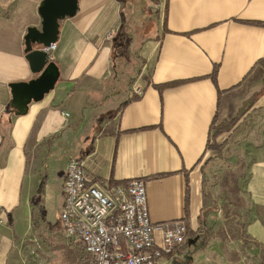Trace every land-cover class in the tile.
<instances>
[{
    "label": "crops",
    "instance_id": "1",
    "mask_svg": "<svg viewBox=\"0 0 264 264\" xmlns=\"http://www.w3.org/2000/svg\"><path fill=\"white\" fill-rule=\"evenodd\" d=\"M42 1L0 0V264H93L60 220L71 159L186 225L170 264H264V0H78L58 82L19 113Z\"/></svg>",
    "mask_w": 264,
    "mask_h": 264
},
{
    "label": "built area",
    "instance_id": "2",
    "mask_svg": "<svg viewBox=\"0 0 264 264\" xmlns=\"http://www.w3.org/2000/svg\"><path fill=\"white\" fill-rule=\"evenodd\" d=\"M56 48L52 43L42 51L53 61ZM64 195L63 234L70 244H81L93 264H170L182 255L188 240L186 225L152 220L143 180L103 185L89 180L84 165L71 159Z\"/></svg>",
    "mask_w": 264,
    "mask_h": 264
},
{
    "label": "water",
    "instance_id": "3",
    "mask_svg": "<svg viewBox=\"0 0 264 264\" xmlns=\"http://www.w3.org/2000/svg\"><path fill=\"white\" fill-rule=\"evenodd\" d=\"M79 10L78 0H43L39 9L42 17L41 29L29 28L26 41V59L31 71L37 75L29 82L13 84V105L19 113H25L32 102H41L55 87L60 71L55 62L49 60L42 47L57 42L60 22L74 17ZM35 46H39L34 48Z\"/></svg>",
    "mask_w": 264,
    "mask_h": 264
},
{
    "label": "rangeland",
    "instance_id": "4",
    "mask_svg": "<svg viewBox=\"0 0 264 264\" xmlns=\"http://www.w3.org/2000/svg\"><path fill=\"white\" fill-rule=\"evenodd\" d=\"M236 119H232V121L231 122H228V123H222V127H228V130H230L233 127V125H234L233 123L235 122Z\"/></svg>",
    "mask_w": 264,
    "mask_h": 264
}]
</instances>
